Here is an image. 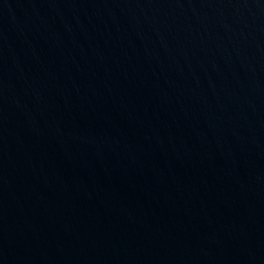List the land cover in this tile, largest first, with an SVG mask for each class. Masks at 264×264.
<instances>
[{
	"label": "water",
	"instance_id": "obj_1",
	"mask_svg": "<svg viewBox=\"0 0 264 264\" xmlns=\"http://www.w3.org/2000/svg\"><path fill=\"white\" fill-rule=\"evenodd\" d=\"M0 264H264V0H0Z\"/></svg>",
	"mask_w": 264,
	"mask_h": 264
}]
</instances>
